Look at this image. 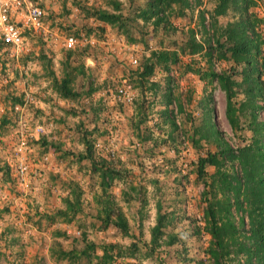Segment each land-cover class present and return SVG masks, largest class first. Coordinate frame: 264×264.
I'll return each mask as SVG.
<instances>
[{
  "label": "rangeland",
  "instance_id": "1",
  "mask_svg": "<svg viewBox=\"0 0 264 264\" xmlns=\"http://www.w3.org/2000/svg\"><path fill=\"white\" fill-rule=\"evenodd\" d=\"M27 1L44 10L43 28L22 32L18 55L0 41V117L10 112L13 120H8L11 127L4 140L7 161L0 166V264H214L208 252L212 242L207 230L209 202L218 201L217 209L228 207L229 219L236 223L241 217L244 228H248L245 212L249 207L241 193L235 200L236 189L210 186L221 179L213 178L214 167H206L205 178L197 177L198 159L216 148L196 131L206 132L202 126L208 106L210 118L233 149L254 143L247 118L239 116L238 130L231 129L225 116V93L207 75L209 67L231 73L233 101L244 98L243 68L231 70L230 60L219 58L215 51L207 54L209 46L216 45L217 33L210 23L214 21V28L222 33L228 23L238 20L239 13L228 9L225 15L212 18L216 0H165L169 4L166 18L155 25V17L144 19L149 0ZM250 1L249 14L260 21L255 31L261 43L255 57L258 72L252 78L258 76L264 89V0ZM99 10L120 15V24L99 21ZM13 20L22 23L18 15ZM69 37L77 40L73 48L65 47ZM68 76L73 96L62 98L54 86ZM124 79L133 89L131 105L112 98ZM24 90L31 101H25ZM41 90H51L57 97L48 93L52 107L33 99ZM167 109L172 111L176 129L163 117ZM46 110L52 116L49 121L59 125L56 132L49 133L47 121L38 120V112ZM258 116L264 121V110ZM20 118L31 129L38 124L46 128L45 135L30 139V149L35 143L49 144L64 159L63 171H58L57 165L50 166L47 154L49 162L40 168L39 178L30 172L27 186L17 177L13 153ZM88 148L91 159L86 158ZM32 154L33 171L42 155ZM100 161L118 171L113 180H102L94 171ZM229 165L225 163L223 171L229 172ZM33 181L38 184L31 185ZM41 185L47 189L42 192L43 204L34 198ZM236 201H243V214L236 210ZM157 204L172 223L153 247ZM118 213L127 223V233L112 223ZM168 235L174 238L170 244ZM71 251L76 253L71 259L60 256ZM220 262L236 263L232 255Z\"/></svg>",
  "mask_w": 264,
  "mask_h": 264
},
{
  "label": "trees",
  "instance_id": "2",
  "mask_svg": "<svg viewBox=\"0 0 264 264\" xmlns=\"http://www.w3.org/2000/svg\"><path fill=\"white\" fill-rule=\"evenodd\" d=\"M176 3L180 0H174ZM252 1L250 0H216V6L211 14L212 18L223 16L228 9L236 10L239 13V18L234 23H228L222 33H219L215 29V22L210 23V27L213 32H216V45L214 47L209 46L208 56L215 51L219 54V58L224 60H230L231 70H235L241 66L244 73V83L247 84V88L244 92V98L239 102H234L235 92L231 83L230 74L224 72L217 73L209 67L207 70L209 81L216 79L220 84L222 91L226 97L225 116L233 131L238 130L239 116L247 118V128L253 132L254 143L246 144L242 147L233 149L222 137L221 132L217 128L216 124L210 118L212 108L206 106L205 118L203 119V126L206 132L197 130L200 132L201 138L206 142L212 143L215 146L214 152H209L205 157H200L197 163V177H206V167L212 166L216 169L213 178L220 177V181H215L213 184H217L218 188L222 191L229 189H236V199L241 193L243 199L248 203V209L246 215L248 217V228H244V220L240 217L238 222L228 217L229 208L221 206L217 209L216 205L218 201H210L207 207L206 215L210 217V226L207 228L208 233L211 235L212 242L209 247V254L214 259V264H222L221 259L225 257L234 258L235 264H264V121H259L258 112L264 110V89L262 82L258 81L256 76L252 78L253 74H257V62L255 57L260 53V42L258 40V33L255 31L256 25L259 20L252 19L249 14L248 7ZM184 5H188L184 1ZM168 1L165 0H149L147 4L146 14L148 16L145 20L156 18L155 25L165 20V9L168 7ZM96 17L99 21L116 26L120 24V15L109 13L104 10L96 12ZM201 20L204 21V14L201 13ZM207 31V29H206ZM221 32V31H220ZM199 48V47H198ZM161 56L166 58V53H162ZM229 56V57H228ZM175 56L172 57L175 60ZM151 67V66H150ZM234 72V71H233ZM242 73V74H243ZM70 77L64 78L58 85H55V91L62 97L68 98L73 96L69 83ZM236 87V86H235ZM170 102V99L167 103ZM260 102V103H259ZM236 113L238 115H236ZM163 117L166 118L172 125L173 129L177 128L175 120L172 116V111H164ZM240 128V127H239ZM241 130V128H240ZM192 138V136H190ZM194 140V139H192ZM195 142V141H192ZM197 147V145L195 144ZM90 148H88V154L86 158H92ZM230 164L228 170L223 171L224 164ZM98 165L100 168H96L94 164V171L99 172L102 180H113L118 171H114L109 168H105L104 162L100 161ZM104 167L106 170L102 171ZM111 176V177H110ZM103 188H104V181ZM214 193V192H212ZM212 200H215V193ZM234 197V198H235ZM237 202V201H236ZM243 201H239L236 206L237 211H241L243 214L241 204ZM220 205V204H218ZM109 207L105 206L106 221L109 222ZM157 219L156 225L151 230V244L153 247L158 245L160 236L165 233V230L170 227L172 218L161 214V207L157 204ZM245 210V208H244ZM219 221L221 222L219 224ZM113 225L124 233L128 232L127 223L121 214L118 213L116 221H112ZM166 228V229H165ZM165 229V230H164ZM169 236L168 243L174 240L172 235ZM173 238V239H172ZM241 238V240H240ZM173 243V242H172ZM87 249H93V245H87ZM86 251V250H85ZM86 253V252H85ZM72 251L69 253L61 252L60 256L67 257L75 255ZM84 254V252H83ZM223 257V258H222ZM244 257V260L242 258ZM70 262H73L70 260ZM195 264H204L202 261H196Z\"/></svg>",
  "mask_w": 264,
  "mask_h": 264
},
{
  "label": "built area",
  "instance_id": "3",
  "mask_svg": "<svg viewBox=\"0 0 264 264\" xmlns=\"http://www.w3.org/2000/svg\"><path fill=\"white\" fill-rule=\"evenodd\" d=\"M14 15L21 17L22 23H17L13 20ZM45 13L40 7L34 5L27 0H6L0 5V41L3 45L11 47L16 51L18 55L22 51L24 38L22 32L24 30L38 31L43 28V17ZM77 40L73 37H69L65 40L64 44L66 48H73ZM131 64L137 66L138 63L135 59H132ZM25 101H31V95L28 91L24 90ZM113 99L123 104H132L134 102V93L129 80L124 79L122 84L114 89ZM3 111L0 105V113ZM17 134V140L13 147L15 166L17 170V177L22 186H27V177L31 174L34 177L39 178L40 168L45 167L49 162V156L47 154L42 155L34 165L35 169L31 170V164L29 161V154L31 152L29 141L34 136L45 135L46 128L44 125L38 124L33 129L29 127L27 122L20 118L18 120L17 131L15 129V139ZM112 153V150H109ZM113 155V153H112ZM78 234V233H77Z\"/></svg>",
  "mask_w": 264,
  "mask_h": 264
},
{
  "label": "crops",
  "instance_id": "4",
  "mask_svg": "<svg viewBox=\"0 0 264 264\" xmlns=\"http://www.w3.org/2000/svg\"><path fill=\"white\" fill-rule=\"evenodd\" d=\"M48 93H51V90L50 91L48 90L47 92L44 91V90H41L40 92H37L36 91L35 98H33V99L39 100L40 106H46V108H49V106L52 107L53 104H54V101H51L49 99V97L47 96ZM50 96H52V97L54 96V99L57 98V97H55V94H53V93H51ZM42 100L43 101L44 100L45 101H48L47 102L48 105H46L47 104L46 102H42ZM38 113L41 116L40 118H38L39 121L41 119L44 120V121H47L46 123H48L47 128L49 129V133L56 132L57 131V128L59 127V125L58 124H53V122H50L49 121V120L52 119L51 118L52 116L49 117L50 111H47L46 110L45 113H41V112H38ZM2 116L0 117V166H2V164L5 161H7V156H6L7 152H6V149H5L6 147H5V141L4 140H7L6 135H7L8 131H9L10 127H11V124L9 125L8 120H10L11 122H13L12 116H11V113L10 112L7 113V115H4L3 117ZM46 123H44V124H46ZM54 129H55V131H54ZM47 138H50V136H48ZM45 139L46 138L43 137L42 140H45ZM46 141H48V140L46 139ZM31 152L33 153L32 154L33 157L34 156H41V155H44V154H50V160H51L50 166H51V164L52 165H57V167H59V170L58 171H63V170H61V167L63 168V166H64V159H61L60 156L57 153H55V152H57V150L54 149V148H51V145H49V144L41 145L40 143H35L33 145V149H31ZM37 160H38V158H37ZM49 177L51 178L53 176H49ZM54 178H51V180L54 179ZM35 184H38V183H35L33 181L31 185H34L35 186ZM44 188L46 189V185H41V188H38L40 191L38 192V194H35V197H34L36 203L43 204V202H44V196L42 195L43 194L42 192H44L43 191ZM45 193H47V189L45 190ZM30 212L33 213V211H31V209H30V211L28 213V214L31 215L32 213H30Z\"/></svg>",
  "mask_w": 264,
  "mask_h": 264
},
{
  "label": "clouds",
  "instance_id": "5",
  "mask_svg": "<svg viewBox=\"0 0 264 264\" xmlns=\"http://www.w3.org/2000/svg\"><path fill=\"white\" fill-rule=\"evenodd\" d=\"M3 19V17H0V20H2Z\"/></svg>",
  "mask_w": 264,
  "mask_h": 264
}]
</instances>
